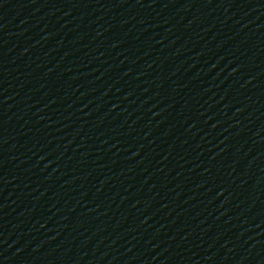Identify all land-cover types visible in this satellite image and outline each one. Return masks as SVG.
Listing matches in <instances>:
<instances>
[{
	"label": "water",
	"instance_id": "water-1",
	"mask_svg": "<svg viewBox=\"0 0 264 264\" xmlns=\"http://www.w3.org/2000/svg\"><path fill=\"white\" fill-rule=\"evenodd\" d=\"M0 264H264V0H0Z\"/></svg>",
	"mask_w": 264,
	"mask_h": 264
}]
</instances>
